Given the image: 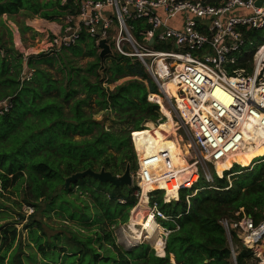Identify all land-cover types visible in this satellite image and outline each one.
Wrapping results in <instances>:
<instances>
[{
	"label": "trees",
	"instance_id": "16d2710c",
	"mask_svg": "<svg viewBox=\"0 0 264 264\" xmlns=\"http://www.w3.org/2000/svg\"><path fill=\"white\" fill-rule=\"evenodd\" d=\"M53 8L49 2L41 3L39 0H0V24L4 15H15L21 11L50 20L58 15ZM135 25V35L139 37L142 25ZM263 34L264 32H250L248 36L253 41L263 43ZM85 43L89 48L87 57H96V62H92L86 70L91 74L95 69L102 68L94 41L83 36L80 43L69 50L80 56V46ZM0 49H4V46L1 45ZM12 53L19 56L13 50ZM110 57L113 62L109 71L116 77L115 81L127 75L140 80H131L111 91L103 86L105 81L92 83L86 75H82L81 67L76 68L68 61L67 66L72 69L76 79H71L66 89L41 66H35L53 64L55 59L39 55L31 57L28 65L20 59L15 66L20 67L23 72L22 74L19 71V75L15 71L12 73L11 63L7 58L0 56V85L3 83L12 86L10 91L2 92L11 107L8 112L0 114V194L22 181L25 177L23 170L27 169L35 202H31L24 191L23 200L28 204V208L34 211L25 228L30 229L29 238L37 250V253L23 257L22 240L17 229H0V264H172L171 256H174L176 264H233L229 242L220 221L233 218L241 208L252 214L256 221L261 218L264 212V157L256 161L263 162L256 166L254 172L251 171L246 186L238 181L231 183V178L233 180L237 175L232 176L230 180L226 176L222 179L215 177L213 185L207 184L203 177H200L201 184H197L199 187L195 184L191 193L182 188L179 200L174 201L178 198V186H191L197 179L195 173L184 182L170 178L160 183L144 185L136 213L142 207L146 211L148 194L160 190L163 194L165 192V195L161 194L158 199L153 196L151 200L165 216L174 219V223L159 219L171 232L166 239V248L164 242L161 248L153 246L160 257L146 243L128 250L119 248L111 231L103 235L71 231L65 235H53V239L44 232L43 235H38V229L43 230L44 224L37 220L38 213L65 212L69 214L70 219L85 226L95 221L91 218L90 207H77L67 198L73 188L89 193L96 208L111 223L116 224L117 217L123 213L122 223L128 222V214L138 202L136 185L116 187L111 183L84 177L72 182L68 189L62 186L68 177L89 169L96 172L105 169L119 176L128 165L136 171V154L130 139L132 131H136L137 137L140 138V163L148 157V148L155 151L153 155L161 152L157 150L161 144L153 148L156 144L155 137L142 127L148 122V129L150 123L159 120V104L148 100L150 95L152 100L160 103L162 96L156 84L148 77L145 68L137 59L116 54ZM62 60L64 59L61 58ZM29 68L34 69L35 73L32 79L27 81L23 77ZM145 82H148V86ZM77 83L86 90L85 98H78L79 91L70 87V84ZM94 94L97 95L95 103L99 111L114 114L117 125L132 123V129L128 132L105 131L104 126L94 120L93 115L85 108L90 106L88 104ZM76 136L82 137L81 140H76ZM250 159L231 158L225 165L232 161L249 163ZM242 163L234 162L226 167L216 166L219 168H216V172L222 176L225 171H231L234 164H237L235 167L242 172L246 170L242 168ZM171 182L176 183L171 185ZM200 189L203 191L192 199L189 198L193 201L192 211H189L186 200H189L188 196L195 190ZM0 208H3L2 205ZM71 210L74 212H70ZM21 220H25L24 215ZM127 228L130 230L129 224ZM159 231L163 239L164 229L161 226ZM42 236L46 237L45 242ZM233 242L240 246L237 237L233 236ZM240 249L237 264H247L246 261H250L249 253L241 247ZM165 252L166 257H163Z\"/></svg>",
	"mask_w": 264,
	"mask_h": 264
},
{
	"label": "built area",
	"instance_id": "2783aa9c",
	"mask_svg": "<svg viewBox=\"0 0 264 264\" xmlns=\"http://www.w3.org/2000/svg\"><path fill=\"white\" fill-rule=\"evenodd\" d=\"M49 1L58 15L42 20L44 26H49L42 31L35 29L39 35L34 40L26 37L43 47L32 54L20 49L24 64L36 54L69 50L83 36L93 40L100 53L99 44L105 40L113 54L137 59L143 65L164 98L163 103L167 102L177 113L190 137V149L196 148L200 158H188L190 165L185 172L197 176L191 186L200 178L196 170L200 163L215 170H203L202 177L209 185L214 184L215 177L226 176L230 180L237 175L231 174V170L219 176L216 166L243 152L257 132L264 134V42L258 43L248 36L250 32H264V0ZM259 1L262 3L257 5ZM135 23L142 25L139 37L135 35ZM32 71H26L23 78L31 80ZM170 82L176 84L179 97L186 100L184 108L169 96ZM148 100L159 104L150 95ZM10 107L8 100L0 102V114ZM135 134L132 131L130 139L138 158L136 196L141 199L143 186L156 181L154 174L149 173L151 168L162 162L168 173L176 170L168 150L144 158L141 164ZM255 165L254 162L252 167ZM201 190H195L188 199ZM151 213L155 220L174 223L157 204ZM220 224L233 264H237L240 247L249 253L253 264H264V212L256 221L241 208L233 218H225ZM233 236L240 246L234 244Z\"/></svg>",
	"mask_w": 264,
	"mask_h": 264
},
{
	"label": "rangeland",
	"instance_id": "374dc122",
	"mask_svg": "<svg viewBox=\"0 0 264 264\" xmlns=\"http://www.w3.org/2000/svg\"><path fill=\"white\" fill-rule=\"evenodd\" d=\"M49 1V0H47ZM51 5H54L52 1H49ZM39 16V15H36ZM34 15H28L26 12L21 11L15 15H4L2 17V24H0V47L1 45L4 46V49H0V56L1 58H7L8 61L11 63V72L15 71L16 73L21 72L20 67L15 68V66L19 63L21 56L14 55L12 53V50L15 51L18 55H20V49L24 50L25 52H28L30 54L38 52L43 46L41 44H35L32 42L31 39H26L24 37L26 34L30 33L31 35L34 34L36 31H33L31 27H35L33 23H38L39 27H35L38 30H44V23L42 22V18L36 17ZM26 28H30L31 30H28ZM264 37V34L262 35ZM18 47V49H17ZM82 49V54L80 56H76L75 54L72 53L71 50H58L54 52H46L43 54H36L35 56H32V58L38 57L39 55H44L49 58L55 59L56 62L53 64H42V65H35L41 66L42 69H45L47 72H49L52 76V78L59 84L62 85L64 88L68 89L70 80L76 79L73 76V71L67 66L68 61L72 62L73 66H76V68L81 67L82 68V75H86L89 80L92 83H95L97 81H105L104 87L109 89V90H114L117 86L122 85L126 82H129L131 80H135L137 78H134L133 76L127 75L125 77L118 78L116 81V77L112 76V73L109 71L110 68H112V62L113 59L111 57L106 58L105 62L103 63V68L101 69H95L93 73H87L86 70L90 66L92 62H96V57H87V51H88V46L87 44H82L81 46ZM9 50V51H8ZM99 53V51H98ZM61 58L64 60L61 61ZM22 62H26L23 59H21ZM29 60V59H28ZM28 62V61H27ZM28 65V63H26ZM102 65V62H101ZM27 70V67H26ZM28 70H33L31 73L34 74L35 70L34 69H28ZM13 73V72H12ZM23 74V72H21ZM21 74V75H22ZM20 75V73H19ZM28 77V76H27ZM33 77V75H32ZM31 77V79H32ZM148 77L150 78L149 74ZM151 79V78H150ZM140 80V79H137ZM152 80V79H151ZM145 85L148 86V82H145ZM70 87L73 89H77L79 93L77 94L78 98H85L87 96L86 90L81 88V85L77 84H70ZM12 86L9 84H1L0 85V101L4 102L6 101V97L3 95V91L7 92L10 91ZM163 101V97L161 98ZM95 100H97V95L94 94L92 95L90 102L86 108V111L90 114H92L93 119L100 122L103 126L105 131H111V132H121V131H130L133 127L132 123L124 124V125H117L115 124V115L114 114H107L106 111H99V109L96 107ZM162 103V102H161ZM159 119L163 120L160 124L157 122L150 123L149 125H153V128H149L152 132L155 133H162L164 137L162 138L161 136H154L156 140V144L153 146V148L156 145H160V147H157L158 151H169L171 155L175 156L176 160H182V159H187L192 157L195 160L200 161L199 154L197 152L196 148L190 149L189 148V143H190V137L187 134V131L183 128L182 124L180 123V119L175 111H173V108L167 104L164 103V110L162 112V104L159 103ZM67 106H65L66 108ZM176 109L179 110V108L175 105ZM180 113V112H178ZM148 123V122H147ZM144 123L142 127H146V124ZM180 126V130L178 131ZM148 132V131H147ZM139 135V134H138ZM167 136V137H166ZM135 137H137V133L135 134ZM82 137L76 136V140H81ZM136 145H137V151L139 152V147H140V138L138 137L136 140ZM140 142V143H139ZM163 145V146H162ZM154 150L151 148H148V156H151L154 154ZM264 157V145L262 144L257 151H250V153H247L244 156H234L233 158H240V159H250L249 163H246L244 161H232L230 164L234 162H243L242 167L246 168V170H243L242 173L239 168L235 167L232 169L231 172L234 174H237V176L232 180L231 178V183L233 184L237 181L239 184H242L244 186L247 185L248 183V177L250 173L254 172L256 169V166L263 162V161H258V159ZM136 160H134L135 164L134 166L137 167L138 169V158L137 156L135 157ZM230 160V159H229ZM227 160V161H229ZM225 161V162H227ZM256 162L255 167H251V165ZM189 163V162H187ZM190 164V163H189ZM221 165V164H220ZM219 166V165H217ZM225 167V166H224ZM251 167V168H250ZM249 168V169H248ZM204 169H209L212 173H215V170L213 167H211L208 164L205 163H200L199 166L197 167V172L199 173V177L202 178L203 175V170ZM218 169V167H217ZM25 173V177L22 181L16 183L14 186H11L7 190H3L0 194V207L2 205V209L0 208V229H5L6 227L12 228L15 227L18 231V234L21 237L22 240V255L23 257L32 255V253H37V250L35 248L34 243L30 240V229L25 228V225L27 224L28 220L30 217L33 215V209L28 208V204L24 202L23 196H24V191L27 192V196L31 202L34 201L33 194L30 189L31 185V180L28 174L27 169L23 170ZM138 170H133L131 168V174L133 176L134 180V185H136V172ZM252 171V172H251ZM125 172L122 171L121 175H123ZM193 172H190L189 178L186 180L188 181L191 176L193 175ZM176 178V177H174ZM179 181V178H176ZM228 179V178H227ZM184 182V181H182ZM176 182H171V185H175ZM197 184H201V181L198 179ZM195 186V184L191 187L185 188L188 193H191V189ZM185 187V186H183ZM199 187V186H197ZM64 188V187H62ZM153 194H148L149 197V202L147 205L146 213L149 214L152 210V208L155 206L152 197L158 199L159 196L162 193V191L159 190L158 193L157 190H154ZM180 191V190H178ZM203 191V190H201ZM199 191L198 193H200ZM153 192V191H152ZM151 192V193H152ZM164 192V191H163ZM180 193V192H179ZM197 193V194H198ZM196 193L193 195L195 197L197 195ZM165 195V192L164 194ZM192 197V198H193ZM67 198L70 199L77 207L81 208H86L90 207V212H91V218L95 221H91L93 223H90V225L85 226L82 223H79L78 221L72 220L68 217V213L65 212H49V214H37V220L42 221L44 224L42 226L43 230L38 229V235H43V232L48 236L50 239H53V235H57L60 233H65L69 234L71 231H80L81 233L84 234H89V235H95V233H100L104 234L105 232H112V235L114 236L116 240V244L119 248L128 250L133 248L136 245H140L143 243H146L149 245L151 249H154L153 246L157 248H161L163 245V242H166V239L168 237V232L169 227H165L164 224H162L159 219H156L155 222L157 223L158 227L161 226L163 229H167L164 231L163 239L160 237V231L159 235L155 237L153 240L142 238V239H133L134 237L129 233V229L127 228V225L129 226L132 225L134 219L136 216L142 211H145V208L142 207L137 213L138 206L140 204L141 199H138V202L136 206L131 210V212L128 214V222L122 223L123 221V214L117 217L116 221L117 223H111L108 219H106L103 214L101 213L98 208H96L95 201L94 199L90 196L89 193L79 191L76 188H73L72 192L67 194ZM191 198V199H192ZM189 199L186 200L187 206L189 208V211H192L193 208V201ZM43 200V199H42ZM40 200V201H42ZM39 201V202H40ZM34 208V207H33ZM73 209V208H72ZM78 209V208H77ZM70 212H74L71 210ZM127 212V211H125ZM25 216V220H21V216ZM97 215V216H96ZM146 220V218L144 219ZM171 222V221H170ZM138 229H141V227H137ZM36 229V227L34 228ZM132 230V228H130ZM43 237V236H42ZM150 242H149V241ZM46 241V237H43V242ZM153 245H152V244ZM61 244V243H60ZM165 244V243H164ZM98 246V245H97ZM156 253V251H155ZM104 254V251H103ZM157 254V253H156ZM1 255V252H0ZM171 259H174V256H171ZM8 259L6 260L7 263ZM247 264H253L251 261L247 260Z\"/></svg>",
	"mask_w": 264,
	"mask_h": 264
},
{
	"label": "bare ground",
	"instance_id": "6f19581e",
	"mask_svg": "<svg viewBox=\"0 0 264 264\" xmlns=\"http://www.w3.org/2000/svg\"><path fill=\"white\" fill-rule=\"evenodd\" d=\"M167 87H168V94L171 97V99H175V101L179 105H182V107L184 108L186 106V100L181 99L179 97V95L177 94L176 84L173 82H170L167 84ZM160 104H162V109H163L164 103H163L162 99L160 101ZM149 126L150 125H148V127ZM149 128L150 129L153 128V125H151ZM149 128L146 129L145 131H148L151 133L152 130H150ZM151 134L153 136H158V137L161 136L162 138L164 137V135H162V133H160V132L155 133V134H154V132H152ZM263 140H264V134L257 132V136L253 138L252 143L250 145H248L243 152H240L239 154H237V156L238 157L244 156L247 153H250V151H257L258 148L263 144ZM190 147L191 146L189 145V148ZM151 156H154V155H151ZM151 156H148V157H151ZM170 157L172 160V166L175 168L176 173L174 171H173V173H168V170H169L168 167H166V165L161 162L149 170V173L151 175L154 174V179H156L155 182L160 183V182H163L167 179L174 178V177L179 178L182 181H186L189 178L190 173L187 174V172H185L187 170L188 166L190 165L189 163H187L188 160L186 158L182 159V160H176L175 156H173V155H171ZM233 157L234 156H232L231 158H233ZM231 158H229V159H231ZM226 163L227 162L222 163L221 166L225 165ZM217 165H220V164H217ZM228 165H230V164H228ZM228 165H225V167ZM252 165H251V167H252ZM182 174H186V175L182 176ZM181 187H183V186H178L177 192ZM177 200H179V192H178V198L174 201H177ZM145 218H146V220H144ZM139 226L141 227V229L137 228ZM130 228H132V230H128V231L134 237L133 239L139 240V239H142L144 237V238H146V240L147 239L153 240L155 237H157L159 235V227H158L157 223L155 222L154 215L151 212L149 214H147L146 211H144V210H142L136 216V218L134 219Z\"/></svg>",
	"mask_w": 264,
	"mask_h": 264
},
{
	"label": "water",
	"instance_id": "95a60500",
	"mask_svg": "<svg viewBox=\"0 0 264 264\" xmlns=\"http://www.w3.org/2000/svg\"><path fill=\"white\" fill-rule=\"evenodd\" d=\"M261 3L262 2L259 1L257 3V5H260ZM151 44H152V42H151ZM99 47L101 49V52L99 53V57L101 59L102 68H103V63L105 62L106 58L113 55V51L111 50V47L107 44V42L105 40H102L100 42ZM107 114H109V113L107 112ZM84 177H91V178L98 180L102 183H111L112 185H114L116 187H120V186L132 187V186H134L133 176L131 174L130 166L128 165L125 169L124 174L120 175V176L114 175L111 172L106 171L105 169H101L100 172H96V171L91 170V169L84 171V172H79V173H76V174L68 177L65 181V184L62 187H64L65 189H68L72 182H76L80 178H84ZM164 243H165V248H166V242H164ZM158 257H160V256H158ZM163 257H166V252H165V255ZM171 262H172V264H176L175 259H171Z\"/></svg>",
	"mask_w": 264,
	"mask_h": 264
},
{
	"label": "flooded vegetation",
	"instance_id": "af4514ba",
	"mask_svg": "<svg viewBox=\"0 0 264 264\" xmlns=\"http://www.w3.org/2000/svg\"><path fill=\"white\" fill-rule=\"evenodd\" d=\"M31 28H32L33 31H36V32L34 34H32V35L30 33H28L24 37L29 36L32 40H34L35 37L39 35V33L37 32V30H35L36 29L35 27H31ZM26 29L31 30L30 28H26Z\"/></svg>",
	"mask_w": 264,
	"mask_h": 264
},
{
	"label": "crops",
	"instance_id": "0c3cea01",
	"mask_svg": "<svg viewBox=\"0 0 264 264\" xmlns=\"http://www.w3.org/2000/svg\"><path fill=\"white\" fill-rule=\"evenodd\" d=\"M41 3L42 2H47V0H39ZM48 3V2H47ZM54 6V5H53ZM33 25L35 26V27H39V24L38 23H33Z\"/></svg>",
	"mask_w": 264,
	"mask_h": 264
}]
</instances>
